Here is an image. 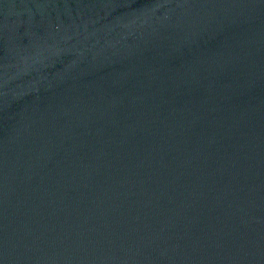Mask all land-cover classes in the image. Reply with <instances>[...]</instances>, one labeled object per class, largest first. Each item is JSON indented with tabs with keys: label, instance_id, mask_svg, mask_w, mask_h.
<instances>
[{
	"label": "water",
	"instance_id": "water-1",
	"mask_svg": "<svg viewBox=\"0 0 264 264\" xmlns=\"http://www.w3.org/2000/svg\"><path fill=\"white\" fill-rule=\"evenodd\" d=\"M0 264H264V0H0Z\"/></svg>",
	"mask_w": 264,
	"mask_h": 264
}]
</instances>
